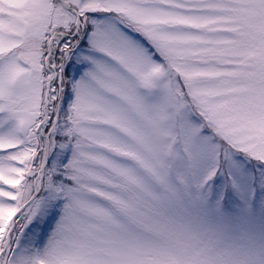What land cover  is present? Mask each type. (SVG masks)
<instances>
[{
    "label": "snow or ice",
    "instance_id": "snow-or-ice-1",
    "mask_svg": "<svg viewBox=\"0 0 264 264\" xmlns=\"http://www.w3.org/2000/svg\"><path fill=\"white\" fill-rule=\"evenodd\" d=\"M0 264H264V0H0Z\"/></svg>",
    "mask_w": 264,
    "mask_h": 264
}]
</instances>
